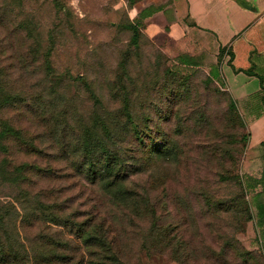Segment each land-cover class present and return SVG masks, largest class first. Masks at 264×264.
Returning a JSON list of instances; mask_svg holds the SVG:
<instances>
[{
    "label": "rangeland",
    "instance_id": "obj_1",
    "mask_svg": "<svg viewBox=\"0 0 264 264\" xmlns=\"http://www.w3.org/2000/svg\"><path fill=\"white\" fill-rule=\"evenodd\" d=\"M137 1L0 0V127L23 137L0 140L17 210L0 244L16 264H264L246 124L140 30Z\"/></svg>",
    "mask_w": 264,
    "mask_h": 264
},
{
    "label": "crops",
    "instance_id": "obj_2",
    "mask_svg": "<svg viewBox=\"0 0 264 264\" xmlns=\"http://www.w3.org/2000/svg\"><path fill=\"white\" fill-rule=\"evenodd\" d=\"M129 11L178 68L201 70L234 101L261 165L256 223L264 259V0H138Z\"/></svg>",
    "mask_w": 264,
    "mask_h": 264
},
{
    "label": "trees",
    "instance_id": "obj_3",
    "mask_svg": "<svg viewBox=\"0 0 264 264\" xmlns=\"http://www.w3.org/2000/svg\"><path fill=\"white\" fill-rule=\"evenodd\" d=\"M207 78H210L208 75H205ZM212 80V78H210ZM220 84V83H219ZM260 88H261V91H262V94H261V99H262V102L264 104V86L262 84V81L260 82ZM12 92L11 91H3L2 95H3V99L4 100H8V103L11 102V97L14 96V93H13V96H11ZM18 95V94H17ZM235 105V104H234ZM104 130V129H103ZM104 131H107L106 129ZM6 139V138H13V139H22V134H21V130L18 128V127H14L13 125L11 124H6L2 127H0V140L1 139ZM0 149H4V146L2 144H0ZM107 157L105 158V160L103 161L104 162V167L106 168H111L112 165H114L115 161L114 160V156L112 157V159H110V161L106 160ZM18 166H16L17 168ZM14 167V169H16ZM17 171H20L21 168H18L16 169ZM19 173L21 172H15L14 176H13V181L14 182H17L18 180H21L23 178V176H20ZM18 175V176H16ZM113 176L115 174H112ZM55 207V213H51V223L52 224H58V225H65L63 223H66V219H63L60 223L58 222L60 219V217L63 216V218H65V206L62 205L61 202H58L54 205ZM16 207H14L11 203L10 204H0V221L2 220L3 222L0 223V226L2 227H6V226H11L13 225L14 226V221H13V218L9 215L11 214V211H14L16 212L17 210L15 209ZM9 215V216H8ZM8 216V217H6ZM22 223V222H21ZM18 225H20L19 221H18ZM82 225V222L78 223V226ZM78 228V227H77ZM41 242L44 241V240H40ZM44 244H48V241H44L43 242ZM5 251H11L14 253V249L11 247V245H7V249L5 250L2 246V244H0V264H16L14 259L11 257V254L9 252H5ZM21 258L20 260L22 259V264H28V261L27 259L25 260V256L23 253H21ZM24 258V260H23ZM32 260H33V263H37V262H40V261H43L44 263H47L50 258H47L46 256L44 258H39L38 256H32Z\"/></svg>",
    "mask_w": 264,
    "mask_h": 264
}]
</instances>
